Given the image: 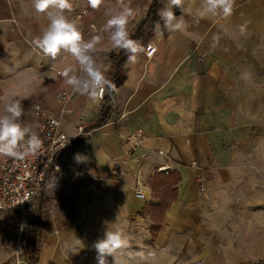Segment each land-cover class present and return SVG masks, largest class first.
<instances>
[{"label": "crops", "instance_id": "obj_1", "mask_svg": "<svg viewBox=\"0 0 264 264\" xmlns=\"http://www.w3.org/2000/svg\"><path fill=\"white\" fill-rule=\"evenodd\" d=\"M165 2L158 0L148 24L147 41L156 47L151 59L142 53L127 62L128 53L114 51L104 70L109 79L121 80L106 92L100 112V101L92 103L55 76L74 63L67 53L53 60L33 50L31 41L48 25L47 16L34 11L32 0H0V86L9 87V97L18 72L37 71L32 62H44L43 78L34 81L40 89L25 83L31 89L22 97L23 118L31 116L29 102L35 100L60 118L70 137L79 118L91 130L73 145L66 164L73 178L46 186L32 224L0 211V264H14L19 251L26 263L32 247V263L58 264L68 246H87L85 240L94 246L117 230L145 264H264V79L245 58L263 40L264 0H235L231 16L202 19V0H183L184 11L173 10L188 30L162 29L157 37ZM89 13L76 21L86 40L98 32ZM50 69L53 85L44 80ZM61 92H72V98L60 113L54 97ZM4 108L0 100V114ZM30 118L21 123L34 131ZM138 129L146 139L130 153L123 140ZM150 151L163 156L140 158ZM76 153L88 162L75 163ZM160 166L167 174L155 172ZM136 186L145 201L134 197ZM162 201L167 205L154 222L152 207Z\"/></svg>", "mask_w": 264, "mask_h": 264}, {"label": "clouds", "instance_id": "obj_2", "mask_svg": "<svg viewBox=\"0 0 264 264\" xmlns=\"http://www.w3.org/2000/svg\"><path fill=\"white\" fill-rule=\"evenodd\" d=\"M88 2L91 8L97 9L102 0ZM234 3L235 0H202L198 17L202 19L208 15L218 14L229 17L233 12ZM32 7L35 12L45 14L49 21L42 34L31 41L33 50L53 60L61 53H67L74 63L66 65L60 75L65 77L66 83L74 92L86 96L92 103H98L106 92L116 89V85L108 78L95 55L103 33H108L112 49L128 53L127 62H136L138 56L145 52V46L131 38L128 31V18L132 10L124 0H117L116 7L106 13L108 19L98 30L101 35L87 40L77 22L65 16V12L72 9L70 0H32ZM174 8H179L183 12V0H166L158 13L163 26L159 22L155 24L154 31L157 37H163V30L169 33L188 30L189 24L184 16L177 17ZM240 31L244 32L243 27ZM216 39L218 37H214V40ZM22 114V102L13 94L8 98L3 114H0V155L22 159L41 148L42 141L39 136L31 127L21 123ZM74 161L77 164L87 163L88 157L76 153ZM56 184L57 180L54 188ZM128 246L129 238L124 233L119 230L107 231L105 237L94 244L97 264H109L107 259L109 256L113 258L114 264H124L123 260L116 261L115 257Z\"/></svg>", "mask_w": 264, "mask_h": 264}, {"label": "built area", "instance_id": "obj_3", "mask_svg": "<svg viewBox=\"0 0 264 264\" xmlns=\"http://www.w3.org/2000/svg\"><path fill=\"white\" fill-rule=\"evenodd\" d=\"M82 13H78L71 20H79ZM144 46V57L151 59L156 51L155 45L147 41ZM60 72L61 70L55 71L56 75H60ZM71 94L61 92L55 95V100L60 104V113L69 102ZM105 95L106 93L99 100L100 102L104 101ZM31 119L35 124L34 132L42 141L41 148L34 154L25 155L22 159L0 155V211L18 215L25 224H30L38 218L40 200L46 186L55 184L56 180L57 184H62L73 178L66 165L73 145L79 138L91 134V130L78 120L71 128L73 137H70L61 130L60 118L52 115L40 104L32 106ZM145 139L143 131L138 129L125 137L123 143L132 153ZM154 153L163 156L162 152L150 151L140 155V158ZM155 172L165 175L167 167H157ZM203 180L201 177L198 182L202 183ZM133 195L136 199L146 200L139 186L134 188ZM21 262L18 260V263Z\"/></svg>", "mask_w": 264, "mask_h": 264}, {"label": "rangeland", "instance_id": "obj_4", "mask_svg": "<svg viewBox=\"0 0 264 264\" xmlns=\"http://www.w3.org/2000/svg\"><path fill=\"white\" fill-rule=\"evenodd\" d=\"M70 2L72 4V9L71 11H66L65 16L71 19L72 17H74L80 12H83L81 17H83L84 15H87L88 12H92L89 14H92L93 16L92 24H94L95 26L94 29L96 31H98L101 25H103L108 19V16L106 15V13L109 10H113L117 5V0H102L101 5L97 9H93L89 5L88 0H70ZM124 3H126L132 10V14L129 16L128 24H127L128 31L131 34V38L137 40L142 45H144L147 42V39L149 38L150 32H151L149 31V28L151 27H149L148 25L150 22L145 23V24L143 23V20L148 10V5L150 3V0H124ZM263 16H264V13H263ZM258 34L262 37L263 40L261 42H258L255 54H251L250 56L245 57V58H247V61L250 62L251 64L256 65L257 76L259 78L262 77L264 79V29L260 31ZM97 35H101L99 31L97 32ZM114 51H117V50H114L111 48V44L108 38V33H103L102 38H101V43L97 46V52L95 54L98 62L102 64L103 68H107L109 67V65L112 64L111 60L113 59V56L115 55ZM24 60L28 61L27 59H24ZM43 63L44 62L40 63L38 61L32 62V64H34L33 66L37 67V71H35L34 69H25L26 72H18V76H21V77H18L16 81V86L11 88L10 96L16 93V95L14 94L16 96L15 98L22 101L23 100L22 97L24 96V94L28 93L27 92L28 88L29 90L31 89L30 84H25V83H29L30 81H33L32 91H36L37 89L39 90L40 84L38 83V85H36L34 84V81L36 82L37 80L38 82H40L41 78H43L42 74L45 73V72L42 73V71H45V69L43 68L44 66ZM52 63L49 66H52ZM48 72L49 73L48 75L47 74L45 75L44 80L48 85H53L55 83L56 73H54L53 70L51 69L48 70ZM52 72L55 74V76ZM28 85L30 86L27 87L26 89L25 86H28ZM69 93H72V92H69ZM8 94H9V87L6 85L4 86L1 85L0 86V100L1 101L4 100L5 106L7 104L8 98L10 97V96L8 97ZM35 103H38V102H35V100H33L32 103L29 102V106L31 107V110H32V106ZM99 106L101 107V108L99 107L100 112L104 111L102 102H100ZM24 111L25 110H23V114L21 118L27 121V119H29L31 116L30 114L26 115L27 119H24L23 118L25 116ZM22 119H21V122H23ZM79 121H81L84 125H86L84 123V118H79ZM85 243L87 244V246H81V247H74V246L69 247L68 246L66 249H64L63 256H62L63 259L58 264H97V259H96L97 252H96L95 247L89 246V242L86 240H85ZM32 249L34 250V247H32ZM33 250H32V256L29 257L27 261H25L26 263H24V260L21 259V255H20L21 251L14 252L13 263L14 264H34L32 263V262H35L34 257H33V253H34ZM127 252H128V256L126 257L125 255L124 257V253H127ZM107 259H108L109 264H114L113 258L111 256L107 257ZM18 260L22 262L18 263ZM115 260L116 261L123 260L124 264H140V263L145 264L144 263L145 260L143 258H139L137 255L136 245H129L126 249H123L122 253L118 254L115 257Z\"/></svg>", "mask_w": 264, "mask_h": 264}, {"label": "trees", "instance_id": "obj_5", "mask_svg": "<svg viewBox=\"0 0 264 264\" xmlns=\"http://www.w3.org/2000/svg\"><path fill=\"white\" fill-rule=\"evenodd\" d=\"M157 7H158V0H151L149 5H148V10L146 13V16L143 20V23H148L151 21V19L156 16V11H157ZM112 82L117 86V84L120 82V78L117 77L116 75H113L111 78ZM100 120H98L95 126H98ZM166 203L164 201L156 203L155 205H153V209L155 210L154 214L152 215V218L154 220V222H157V220L160 218V214L162 213L163 209L166 207ZM153 229H157V224L154 225Z\"/></svg>", "mask_w": 264, "mask_h": 264}]
</instances>
